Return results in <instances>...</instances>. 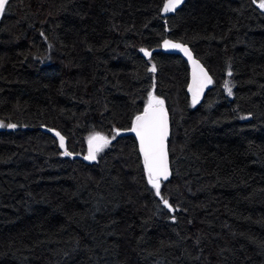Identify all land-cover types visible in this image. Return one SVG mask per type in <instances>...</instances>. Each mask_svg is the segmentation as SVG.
Masks as SVG:
<instances>
[{
	"label": "trees",
	"instance_id": "1",
	"mask_svg": "<svg viewBox=\"0 0 264 264\" xmlns=\"http://www.w3.org/2000/svg\"><path fill=\"white\" fill-rule=\"evenodd\" d=\"M167 2L8 1L0 264H264L262 0ZM165 41L207 67L204 98ZM153 96L172 127L159 195L131 130Z\"/></svg>",
	"mask_w": 264,
	"mask_h": 264
},
{
	"label": "snow or ice",
	"instance_id": "2",
	"mask_svg": "<svg viewBox=\"0 0 264 264\" xmlns=\"http://www.w3.org/2000/svg\"><path fill=\"white\" fill-rule=\"evenodd\" d=\"M182 0H168V3L164 5L163 11L169 12L174 11L175 8L181 3ZM8 0H0V13H3ZM259 7L264 8V0L259 4ZM165 45L168 46L169 42L165 41ZM171 47L181 48L189 58L191 54L186 48H183L180 44H171ZM144 51V50H142ZM146 55L150 53L145 52ZM196 63L195 61L193 62ZM152 71H155V66L153 65ZM203 73V69H201ZM230 75V73H229ZM206 77V73H204ZM207 82L211 83V78L206 77ZM195 84V80H194ZM227 87V85H225ZM203 82L199 83L193 88V99L195 101L197 97V92L202 89ZM229 94H231V89L229 88ZM164 101L153 96L149 100V106L144 110V115L137 116L136 122L132 127V131L140 138V150L144 154V163L148 171L149 182L156 189V194H160V179L168 178V163H167V151L165 146V140L168 135V125L167 116L163 109ZM10 127H15V125H10ZM59 135V134H57ZM115 137H113L114 139ZM96 141L97 143H93ZM106 137L96 135L90 137L89 139V156L86 159H95V153L101 151L103 146L108 143ZM61 147H63V138L61 137ZM70 155V153H66ZM164 204L168 205V201L164 200ZM170 207V205H168Z\"/></svg>",
	"mask_w": 264,
	"mask_h": 264
},
{
	"label": "water",
	"instance_id": "3",
	"mask_svg": "<svg viewBox=\"0 0 264 264\" xmlns=\"http://www.w3.org/2000/svg\"><path fill=\"white\" fill-rule=\"evenodd\" d=\"M181 3H179V5L175 8V10L181 5ZM7 4H6V6H7ZM6 6H5V9H6ZM174 11H169V12H164L163 11V15L165 17H168ZM3 14H4V12L0 13V21H1L2 17H3ZM180 45H182L183 48H186L188 50V52L191 54V58H189V55H187L185 53V51H183L181 48H177L176 49V52L178 54H180L187 61L188 66L190 68V72H191V80H190V85H189L190 93L193 96V88L196 87L199 83L203 82V87H202V89L198 90L196 98H199V99L204 98L205 95L207 94L208 90L210 89V86H211V83L207 82L206 77H210L211 78V74H210L209 70L207 69V67L201 62V60L199 58H197V56L195 55L194 51L191 49V47L188 44L180 43ZM194 61L196 62L195 64L193 63ZM201 69H203V73L201 72ZM204 73H206V77L204 76ZM194 80H195V84H194ZM163 109H164V112L166 113V116H167V125H168V135H167V138L165 140V146H166V151H167L168 178H170L171 175H172V168H171V159H170V153H169L168 140H169V137L171 135L172 127H171V123H170L171 122V118H170L169 112H168V110H167V108H166V106L164 104H163ZM141 115H144V111L139 116H141ZM135 122H136V120H135ZM135 122H134V124H135ZM132 132L134 133V135H135V137L137 139L139 150H140V138L136 134V132H134V131H132ZM97 135L103 136L101 134H97ZM94 136H96V135H94ZM93 143H97V142L94 141ZM89 148H90V144L88 143V151H89ZM140 152H141V154H142V156L144 158L143 152L141 150H140ZM88 156H89V153L84 157V160L87 161V162H93L97 158V154L96 153H95V159H90V158L86 159V157H88ZM160 180H166V179L161 178Z\"/></svg>",
	"mask_w": 264,
	"mask_h": 264
},
{
	"label": "rangeland",
	"instance_id": "4",
	"mask_svg": "<svg viewBox=\"0 0 264 264\" xmlns=\"http://www.w3.org/2000/svg\"><path fill=\"white\" fill-rule=\"evenodd\" d=\"M169 42V45L168 46H166L165 45V47L167 48V49H169V50H175L176 51V49L177 48H174V47H171V44H178V43H175V42H171V41H168ZM229 88L230 87H228V93H229ZM159 99V98H158ZM199 100V98H196L195 99V101H198ZM149 106V103L147 104V107ZM146 107V108H147ZM63 143H64V140H63ZM89 143V142H88ZM99 152V151H98ZM98 152H96V154H98ZM89 153V151H88V149H87V153L86 154H84L82 157H83V159H84V157L87 155ZM87 162V161H86Z\"/></svg>",
	"mask_w": 264,
	"mask_h": 264
}]
</instances>
